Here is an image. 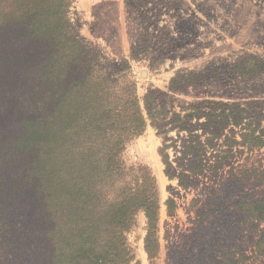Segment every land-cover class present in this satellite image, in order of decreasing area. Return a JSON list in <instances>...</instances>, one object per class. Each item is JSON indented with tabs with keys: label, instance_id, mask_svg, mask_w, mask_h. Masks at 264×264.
Instances as JSON below:
<instances>
[{
	"label": "rangeland",
	"instance_id": "374dc122",
	"mask_svg": "<svg viewBox=\"0 0 264 264\" xmlns=\"http://www.w3.org/2000/svg\"><path fill=\"white\" fill-rule=\"evenodd\" d=\"M14 6L0 0V264H86L75 246L94 201L67 185L94 159L90 145L100 147L98 134L67 116L89 107L95 86L132 82L145 116V96L160 93L175 112L237 103L244 122L264 127V0H69L75 63L52 72L53 42L46 30L11 18ZM242 127L234 126V136L224 129L239 143L227 145L223 135L207 148V167L188 186L165 174L162 138L148 119L126 141L117 182L101 179L100 205L144 173L158 197L157 253L149 258L145 250L139 208L123 232L126 264H264V146L241 144Z\"/></svg>",
	"mask_w": 264,
	"mask_h": 264
},
{
	"label": "trees",
	"instance_id": "16d2710c",
	"mask_svg": "<svg viewBox=\"0 0 264 264\" xmlns=\"http://www.w3.org/2000/svg\"><path fill=\"white\" fill-rule=\"evenodd\" d=\"M68 5L69 0H15L10 16L16 20L28 21V26L33 30L37 29V33L46 30V36L53 42L56 50L55 64H50V72L65 69L70 62L75 63L72 61V52L76 48V40L68 34ZM131 54L137 58L134 46ZM83 64L87 67L90 63ZM98 64L101 68L106 67L103 62ZM189 77L190 74L178 76L181 79ZM90 96L88 108L82 110L76 106L67 116L82 121L83 127L98 134L94 143L100 147L99 150L90 145L96 149V152H91L94 159L85 167L83 175L75 174L70 177L72 187L67 185L68 192H71L69 188L76 187L77 191L85 193L90 201H94L93 218L79 231V244L74 248L78 256L86 260V264H126L130 260L131 255L125 246L123 232L131 227L133 215L139 208L144 210L147 218L145 250L149 258L157 253L158 197L152 176L141 174L139 180H135V186L131 187L130 182H127L121 194L113 196L105 205L99 203L101 179L112 184L117 182L115 176L123 169L119 154L130 137L145 130L147 119L162 138L158 152L165 174L169 178L176 177L179 184L184 186L189 185L192 175L201 173L207 167L205 152L223 135L227 145L239 143L235 138L224 134L226 127L230 126L228 132L234 136V126L242 124L244 127L240 132L241 144L248 147L264 146V127L257 121L244 122L248 114L237 103L204 102L181 106V111L175 112L165 108L160 93H153L145 96V116L139 106L134 84L130 81H126L117 90L97 85ZM172 130L176 132V137L169 136ZM169 150L175 154L172 160ZM227 157L225 155L224 159ZM173 161L179 167L178 172ZM220 162L215 166H219ZM84 182L89 185L88 192L83 190ZM87 243L89 248L84 250Z\"/></svg>",
	"mask_w": 264,
	"mask_h": 264
}]
</instances>
